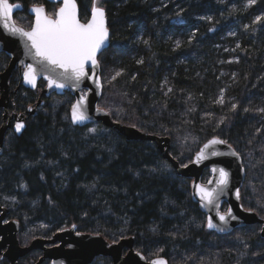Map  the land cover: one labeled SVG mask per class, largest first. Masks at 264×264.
Segmentation results:
<instances>
[{"label": "trees", "instance_id": "obj_1", "mask_svg": "<svg viewBox=\"0 0 264 264\" xmlns=\"http://www.w3.org/2000/svg\"><path fill=\"white\" fill-rule=\"evenodd\" d=\"M9 2L23 7L15 23L30 27L31 7L44 6L48 15L59 7ZM76 2L83 23L94 4L106 14L110 45L98 58L99 107L115 123L168 137L181 166L211 139L228 143L245 169L241 204L264 220V0ZM9 63L0 54V74ZM10 82L19 86L18 72ZM44 86L21 87L18 109L35 106ZM56 99L64 107L55 116L38 114L19 136L8 133L0 156V204L20 221L23 238L27 225L52 234L76 225L113 242L133 237L147 260L264 264L260 226L224 236L208 231L191 180L171 170L154 143L127 141L102 125L75 127L72 96ZM3 116L0 109V128Z\"/></svg>", "mask_w": 264, "mask_h": 264}, {"label": "water", "instance_id": "obj_2", "mask_svg": "<svg viewBox=\"0 0 264 264\" xmlns=\"http://www.w3.org/2000/svg\"><path fill=\"white\" fill-rule=\"evenodd\" d=\"M46 1L52 5H59V7L62 6V0ZM76 6L78 19L80 20L77 2ZM33 7H31L28 11V14L33 19L32 25H34L35 23V14L31 11ZM36 7H43L45 9L44 6ZM22 10V5H20L19 8L13 9L12 22L15 23V15L20 13ZM45 13L47 14L46 10ZM90 19L91 13L88 21ZM88 21H86L85 23H87ZM16 26L19 27L18 25ZM105 26L107 28L106 14ZM109 45L110 33L108 30V39L105 42V45L97 53V61L100 55L108 49ZM25 51V42L20 37L13 36L9 34L3 27H0V54H4L10 58V63L7 69L0 74V109H2L4 112L3 125L0 128V156L4 152L6 135L12 127V122L15 121L14 133L18 136L21 135L26 128V123L32 117L37 116V108L43 104V98H48L53 94H55L56 96H62L64 93H70L74 98V105L77 103L81 96H84L86 99L83 107L86 110L88 119L83 123H73L71 119V107L70 121L73 126L87 127L92 125H102L107 129L116 131L127 141L154 143L161 157L171 165L175 173L179 177L192 181V200L199 206L201 212L205 214L206 227L208 219L210 217L213 219V223H215L218 227H225L220 223L217 214L219 213L220 215H225L228 210L231 209L232 217L235 218L233 219L229 217L225 231H218L215 228L209 229L207 227L208 231L214 232L220 236H224L231 234L237 229L257 225L261 227V237L264 238V220L261 219L255 212L244 209L241 204L240 191L245 182L246 174L243 167L242 158L232 146H230L226 142L215 145L214 149L209 150V153L214 150L218 153L217 155L213 156L210 154H206L205 159L197 162V153L204 148V145L208 143L207 141L194 155L192 162L187 165V167H182L169 155L171 141L168 137L148 135L136 128L115 123L108 112L99 107V102L103 92V83L100 76L101 71L99 63L95 68L91 65L90 62L85 66L87 75L83 78L78 87H65L63 89H57L55 87H49V81L46 78L52 76V73L41 70L40 65L37 64L33 58L25 55ZM28 64H32L36 69L35 86H33L31 83L26 82L24 79V72L26 71V66ZM17 68L19 69L20 77L22 79V86L25 89L35 91L39 82L46 83V87L42 90L35 107H29L25 114L10 115L8 111V100L10 95L9 81ZM97 82L99 86H97ZM16 92H14V94H16ZM17 124L23 125V127H21L19 131H17ZM233 153H235V155H233ZM213 169H215L216 171L214 172ZM220 169H223L228 173V185L218 197V207H212L211 205L202 206L204 202L200 200L196 186H202L210 191L213 189L219 191V189H217V182L220 178ZM205 172L208 173L209 179L205 184H202L201 180ZM237 191H239V198H237L236 195ZM223 206L227 207V211L225 213L221 212ZM0 211L6 213V211H4L1 207ZM2 222L3 218L1 217L0 238L2 237L4 242L0 244V254L1 250H3L5 246H7L8 253L5 254V257L9 259L11 264H17V261L20 258L24 257L35 249H41L44 253L42 261L50 260L51 264H92L97 258L110 259L112 264H153V261H156L158 259H163L164 261H166L164 258L147 260L144 255L136 252L135 239L133 237L123 238L118 241L110 242L100 235L76 234L75 231L77 229L75 226L56 234L51 241L35 240L28 248L20 249L18 248L16 239L18 223L11 222L5 226H2ZM58 243L59 246L52 249L47 250L43 247V245L45 244ZM166 264H168L167 261Z\"/></svg>", "mask_w": 264, "mask_h": 264}, {"label": "snow or ice", "instance_id": "obj_3", "mask_svg": "<svg viewBox=\"0 0 264 264\" xmlns=\"http://www.w3.org/2000/svg\"><path fill=\"white\" fill-rule=\"evenodd\" d=\"M250 2L255 3V0ZM19 7V4L14 5L9 0H0V27L9 34L20 37L25 42V55L33 58L40 65L41 70L52 73V76L46 77L49 87L57 89L78 87L87 75L85 66L89 62L94 68L98 66L97 53L108 39L104 9L94 4L91 19L87 23H81L78 19L75 0H62V6L54 16L46 14L43 7L34 6L31 11L35 14V23L30 30H25L12 22L13 9ZM261 19L262 17L256 18L257 22ZM24 79L35 86L36 69L32 64L26 66ZM97 86H99L98 82ZM85 99L81 96L77 103L72 105L73 123H83L88 119L83 107ZM21 127H23L22 124H17V131ZM222 143L225 142L215 138L208 141L197 153L196 161L205 159L206 154L217 155L218 153L214 150L210 153L209 150ZM184 166L187 167V165ZM213 171L216 170L213 169ZM219 177L217 182L219 191L216 189L210 191L202 186H196L200 200L204 202L202 206L218 207V197L228 185V173L220 169ZM236 195L239 198V191ZM217 215L220 223L225 227H218L210 217L207 222L209 229L225 231L229 217L235 218L232 217L231 209L225 215L219 213ZM153 264H166V261L158 259L153 261Z\"/></svg>", "mask_w": 264, "mask_h": 264}, {"label": "flooded vegetation", "instance_id": "obj_4", "mask_svg": "<svg viewBox=\"0 0 264 264\" xmlns=\"http://www.w3.org/2000/svg\"><path fill=\"white\" fill-rule=\"evenodd\" d=\"M15 72L16 71H14V73ZM17 72H18V75L20 77L19 71H17ZM20 80H21V83L19 84V86H17V88H15L13 91L12 90L10 91L9 100H8V106L11 103V97H12V99H15L16 100L17 99V96H18V93H19V91L21 89V87H23L22 86V79H21V77H20ZM11 88H12V86H11ZM14 92H16V94H14ZM43 105H44V102H43ZM42 107L43 106H41L39 108H42ZM39 108H37V110ZM13 122H12V127L10 128V130L8 131V133H10V132L14 133L15 121H13ZM7 135H6V137H7ZM0 207L4 211H6V213L0 211V218L1 217L3 218L2 226H5V225H7V224H9L11 222H17L18 223V231H17L16 239H17V243H18V248H20V249L28 248L32 244V242L35 241V240L51 241L56 234L61 233V232L65 231V230H68V229L72 228L73 226H75L76 229H77L75 231L76 234H88V233L81 232L80 229L76 225H73V226H71L69 228H65V229H63L61 231H58V232L53 233L49 238H44V239H42V238H33V239H28L27 241H25V239L23 238L22 226L20 224V221H18L17 219H13L11 217V213H10V210L9 209H7L6 207H4L1 204H0ZM3 242H4V240L1 237L0 238V244H2ZM110 242H113V241H110ZM58 246H59V243L58 244H45V245H43V247L45 249H47V250L48 249H52L54 247H58ZM6 253H8V247L7 246H5V248L3 250H1V254H0V264H11L10 261H9V259L7 257H5V254ZM43 256H44V253H43V251L41 249H35V250L31 251L30 253H28L27 255H25L24 257L20 258L17 261V264H39L42 261ZM101 259H107V258H97V259H95V261L92 264H96V262L99 261V260H101ZM108 260L110 261V259H108ZM40 264H51V261L50 260H45V261H42Z\"/></svg>", "mask_w": 264, "mask_h": 264}, {"label": "rangeland", "instance_id": "obj_5", "mask_svg": "<svg viewBox=\"0 0 264 264\" xmlns=\"http://www.w3.org/2000/svg\"><path fill=\"white\" fill-rule=\"evenodd\" d=\"M57 11V9L54 11V13L53 14H50V15H52V16H54V14H55V12ZM16 24L19 26V27H21V28H23V29H25V30H29L31 27L30 26H27V24H22L21 23V25H20V23L19 22H16ZM23 25V26H22ZM16 72L17 71H19V69L17 68L16 70H15ZM12 78V77H11ZM11 78H10V81H11ZM9 81V85H10V88H11V86H12V88L10 89V91L12 90H14V87H13V85H11V82ZM44 83V82H43ZM46 87V83H45V86H44V88ZM43 88V89H44ZM41 92H42V90H40V91H38V93H39V96H40V94H41ZM70 94V93H69ZM64 95V94H63ZM71 95V94H70ZM51 100H49V101H43L44 102V109H42V108H39L38 110H37V116H38V114H40V113H45V115H48V114H51V116H55L59 111H60V109L62 108V107H64V100H61V99H56L57 98V96L55 95V94H53V95H51L50 97H49ZM72 99H73V103H74V98L72 97ZM38 100H39V98H38ZM73 105V104H72ZM29 107H34V105H31V106H28V108ZM27 108V109H28ZM27 109H26V111H27ZM50 110H52L51 112H50ZM8 111H9V114L10 115H21V114H25L26 113V111H21V110H19L18 109V105H17V102H16V100L15 99H12V97H11V103L9 104V106H8ZM36 116V117H37ZM36 117H32L26 124H28L29 122H31L34 118H36ZM14 123V122H13ZM5 146H6V139H5ZM4 149H5V147H4ZM170 149H171V143H170ZM169 155H170V150H169ZM171 157V156H170ZM163 159V158H162ZM170 165V164H169ZM180 165V164H179ZM181 166V165H180ZM182 167H185V166H182ZM170 169L171 170H174L172 167H171V165H170ZM205 173H207V172H205ZM204 173V174H205ZM204 176V175H203ZM203 178V177H202ZM209 179V178H208ZM208 181V180H207ZM206 181V182H207ZM192 182V181H191ZM201 182H202V180H201ZM205 181H203L202 182V184H205L206 183ZM221 212L222 213H225V211H222L221 210ZM11 213V212H10ZM12 214V213H11ZM27 224V223H26ZM26 232L24 233V239H25V241H27L28 239H30L31 237L32 238H42V239H44V238H49L51 235H52V232H51V230L50 229H48V228H45V227H42V226H33V225H27V227H26ZM112 264V263H111Z\"/></svg>", "mask_w": 264, "mask_h": 264}, {"label": "bare ground", "instance_id": "obj_6", "mask_svg": "<svg viewBox=\"0 0 264 264\" xmlns=\"http://www.w3.org/2000/svg\"><path fill=\"white\" fill-rule=\"evenodd\" d=\"M36 6H37V5H36ZM41 106H43V104H42ZM41 106H40V107H41ZM38 108H39V107H38ZM104 128H105V127H104ZM139 131H140V130H139ZM141 132H142V131H141ZM143 133H144V132H143ZM145 134H146V133H145Z\"/></svg>", "mask_w": 264, "mask_h": 264}]
</instances>
